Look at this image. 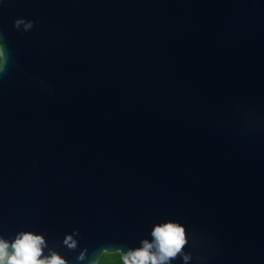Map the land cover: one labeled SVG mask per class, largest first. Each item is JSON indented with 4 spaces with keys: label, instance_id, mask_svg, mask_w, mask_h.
I'll list each match as a JSON object with an SVG mask.
<instances>
[{
    "label": "water",
    "instance_id": "obj_1",
    "mask_svg": "<svg viewBox=\"0 0 264 264\" xmlns=\"http://www.w3.org/2000/svg\"><path fill=\"white\" fill-rule=\"evenodd\" d=\"M0 43V239L264 264V0H0Z\"/></svg>",
    "mask_w": 264,
    "mask_h": 264
},
{
    "label": "clouds",
    "instance_id": "obj_2",
    "mask_svg": "<svg viewBox=\"0 0 264 264\" xmlns=\"http://www.w3.org/2000/svg\"><path fill=\"white\" fill-rule=\"evenodd\" d=\"M21 23H23L22 20H16L14 26L18 28ZM31 27V22L25 25L26 29ZM4 61L5 46L0 43V72L4 71ZM151 236L152 242L144 240L141 248L123 253V264H170L178 256H182L183 260L189 258L183 254L188 242L186 230L179 223L167 222L157 225L153 228ZM64 243L70 249L76 246L71 236ZM45 246L44 237L32 232L19 233L11 244L0 239V264H67V261L56 252H51L50 256H44ZM105 255L108 253L106 252ZM83 258V255L79 257L81 260ZM93 264H97V260Z\"/></svg>",
    "mask_w": 264,
    "mask_h": 264
},
{
    "label": "trees",
    "instance_id": "obj_3",
    "mask_svg": "<svg viewBox=\"0 0 264 264\" xmlns=\"http://www.w3.org/2000/svg\"><path fill=\"white\" fill-rule=\"evenodd\" d=\"M106 252H103L98 264H123L122 257L117 254L118 252L108 253L105 255Z\"/></svg>",
    "mask_w": 264,
    "mask_h": 264
}]
</instances>
